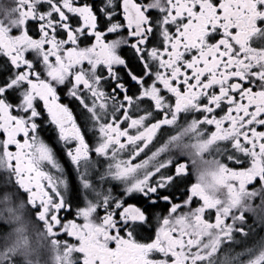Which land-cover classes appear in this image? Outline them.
Instances as JSON below:
<instances>
[{
  "label": "snow or ice",
  "instance_id": "1",
  "mask_svg": "<svg viewBox=\"0 0 264 264\" xmlns=\"http://www.w3.org/2000/svg\"><path fill=\"white\" fill-rule=\"evenodd\" d=\"M0 264H264V0H0Z\"/></svg>",
  "mask_w": 264,
  "mask_h": 264
}]
</instances>
